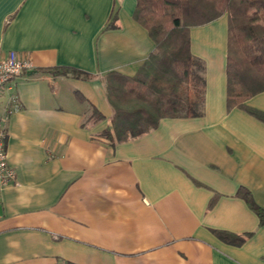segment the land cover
Wrapping results in <instances>:
<instances>
[{
    "label": "crops",
    "instance_id": "0c3cea01",
    "mask_svg": "<svg viewBox=\"0 0 264 264\" xmlns=\"http://www.w3.org/2000/svg\"><path fill=\"white\" fill-rule=\"evenodd\" d=\"M135 4L0 0V54L36 67L0 93L15 172L0 187V264H264V221L249 204L264 211V120L227 106L225 14L189 28L201 115L100 135L112 112L102 75L134 74L154 47ZM245 103L264 112V90Z\"/></svg>",
    "mask_w": 264,
    "mask_h": 264
},
{
    "label": "trees",
    "instance_id": "16d2710c",
    "mask_svg": "<svg viewBox=\"0 0 264 264\" xmlns=\"http://www.w3.org/2000/svg\"><path fill=\"white\" fill-rule=\"evenodd\" d=\"M227 17L226 101L264 120L246 100L264 90V0H136L133 18L154 47L137 71L110 70L101 77L112 112L100 135L111 141L136 137L164 117L202 114L205 81L202 64L190 51L189 28ZM53 75L90 79L70 66L46 69ZM93 120L103 115L92 109ZM264 221V211L249 200Z\"/></svg>",
    "mask_w": 264,
    "mask_h": 264
},
{
    "label": "built area",
    "instance_id": "2783aa9c",
    "mask_svg": "<svg viewBox=\"0 0 264 264\" xmlns=\"http://www.w3.org/2000/svg\"><path fill=\"white\" fill-rule=\"evenodd\" d=\"M35 69L31 60L19 56L14 50H9L4 55L0 54V93L9 89L15 78ZM5 134L3 122L0 121V187L9 184L15 178V172L6 158Z\"/></svg>",
    "mask_w": 264,
    "mask_h": 264
}]
</instances>
